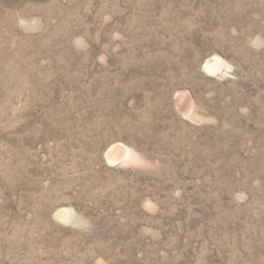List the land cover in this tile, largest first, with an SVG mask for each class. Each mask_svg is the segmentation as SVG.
I'll return each instance as SVG.
<instances>
[{
  "label": "rangeland",
  "instance_id": "obj_1",
  "mask_svg": "<svg viewBox=\"0 0 264 264\" xmlns=\"http://www.w3.org/2000/svg\"><path fill=\"white\" fill-rule=\"evenodd\" d=\"M0 264H264V0H0Z\"/></svg>",
  "mask_w": 264,
  "mask_h": 264
}]
</instances>
